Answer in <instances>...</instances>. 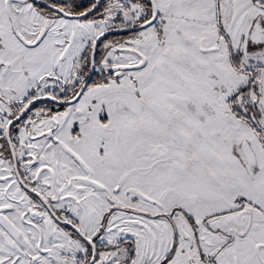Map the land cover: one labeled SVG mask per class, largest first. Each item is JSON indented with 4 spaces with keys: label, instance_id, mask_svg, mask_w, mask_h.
Listing matches in <instances>:
<instances>
[{
    "label": "rangeland",
    "instance_id": "obj_1",
    "mask_svg": "<svg viewBox=\"0 0 264 264\" xmlns=\"http://www.w3.org/2000/svg\"><path fill=\"white\" fill-rule=\"evenodd\" d=\"M154 2L152 24L102 42L95 70L108 83L17 121L18 167L98 247L93 264H260L264 0ZM152 12L150 0H100L96 14L67 18L0 0V264L90 259L91 246L17 183L5 128L35 97H73L94 39ZM240 89L233 106L258 134L231 111Z\"/></svg>",
    "mask_w": 264,
    "mask_h": 264
},
{
    "label": "water",
    "instance_id": "obj_2",
    "mask_svg": "<svg viewBox=\"0 0 264 264\" xmlns=\"http://www.w3.org/2000/svg\"><path fill=\"white\" fill-rule=\"evenodd\" d=\"M32 2L41 5L45 8H48L52 11L57 12L58 14L65 16L67 18H83L85 16H87L88 14L92 13L93 11H95L99 5H100V0H95V3L88 9H86L83 12L80 13H69L66 12L65 10H63L62 8L53 5L47 1L44 0H31ZM150 4H151V8H152V15L151 17L140 23L139 25L136 26H128V27H121V28H114V29H108L102 33H100L93 41L91 48H90V55H89V69L87 72V75L85 76L84 80L82 81V83L80 84V86L78 87L75 95L69 99L66 100H58L50 95H43V96H38L35 97L33 99H31L25 106L24 108L21 110V112L15 117L12 118L6 125L5 128V138L6 141L8 143L9 149H10V153H11V158H12V162H13V168H14V172L20 182V184L22 185V187H24L25 189H27L28 191H30L32 194H34L35 196H37L41 202L46 206V208L50 211V213L52 214V216L58 221L60 222L62 225L70 228L72 231H74L79 237H81L85 242H87L88 244L91 245L92 247V255L90 257V259L85 263V264H92L96 258L97 255V247L96 245L93 243L92 240H90L89 238H87L76 226H74L71 223H68L66 221H62L60 220L55 213L52 211L51 207L48 205V203L46 202V200L36 191L32 190L31 188L27 187L25 185V183L21 180L18 169H17V164H16V156L14 153V150L12 148V144H11V140H10V128L11 126L17 122L18 120H20L30 109L31 107L35 104V103H39V102H51L54 103L57 106H65V105H70L72 103H74L75 101L78 100V98L81 96L82 92L84 91V89L86 88V86L89 84L93 72H94V67H95V54H96V49L98 44L102 41L103 38H105L108 35L111 34H117V33H123V32H131L134 30H140L150 24H152L157 17V10H156V5L154 0H150Z\"/></svg>",
    "mask_w": 264,
    "mask_h": 264
},
{
    "label": "trees",
    "instance_id": "obj_3",
    "mask_svg": "<svg viewBox=\"0 0 264 264\" xmlns=\"http://www.w3.org/2000/svg\"><path fill=\"white\" fill-rule=\"evenodd\" d=\"M46 1H48L49 3H51V4H53V5H56V6L60 7V8H62L63 10H65L66 12H69V13H79V12H82V11L88 9L89 7H91V6L93 5V3L95 2V1H93V0H84V2H83V1H80V2L78 1V2H77V0H76V3H73V4L70 6V9H68V8H64V7L59 6L58 3L55 2L54 0H46ZM34 4H35V5H38V4H36V3H34ZM38 6H41V5H38ZM41 7H43V6H41ZM98 9H99V7H98L95 11H93L92 13L88 14V15L85 16V17H90V16H92L93 14H96L97 11H98ZM128 34H129L128 32H123V33L111 34V35H108V36H106L105 38H103L102 41L98 44L97 49H96V54H95V64L97 65L99 59L104 55V52L101 51V44H102V42H103L104 40H106V39H108V38H110V37H119V38L122 37V38H124V37L127 36ZM89 55H90V53H89ZM230 61H231V64H232L233 68L236 69V70H239V68H238V64H237L236 60L234 59V56L232 55V53H231V55H230ZM88 65H89V58H88ZM109 81H110V78L107 77L106 74H105L104 72L96 71V70H95V67H94V72H93L92 78H91V80H90V82H89L88 85H90V84H99V83H108ZM79 85H80V83H79ZM79 85L76 87V91H77ZM241 89L243 90V88H241ZM241 89L238 90L237 92L233 93V95L231 96V100H230V108H231V111H232V113H233L237 118H239V119H243L244 121H246V123H247L251 128H254L256 131H258V130L256 129V127H255V126H254V125H253V124L247 119V117H243V116L241 115V113L239 112V110L235 109V107L233 106V100H234L235 96L237 95V93H239V92L241 91ZM40 103H43V102L35 103V104L31 107V109H33L36 105H38V104H40ZM49 103H51V102H49ZM51 104H52V109H51V111H55V110H57L58 108H63V106H57V105H55L54 103H51ZM258 133H259V131H258Z\"/></svg>",
    "mask_w": 264,
    "mask_h": 264
},
{
    "label": "flooded vegetation",
    "instance_id": "obj_4",
    "mask_svg": "<svg viewBox=\"0 0 264 264\" xmlns=\"http://www.w3.org/2000/svg\"><path fill=\"white\" fill-rule=\"evenodd\" d=\"M31 3H33L34 4V2H32L31 1ZM31 110V109H30ZM28 113V112H27ZM26 113V114H27ZM25 114V115H26ZM18 115V114H17ZM16 115V116H17ZM16 116H13L12 118H15ZM11 118V119H12ZM24 118V116L22 117V119ZM10 119V120H11ZM9 120V121H10ZM8 121V122H9ZM19 122V121H18ZM18 122H15L12 126H11V128H10V132H11V129H13V127L18 123ZM254 129V128H253ZM254 131L258 134V131H256L255 129H254ZM9 136H10V133H9ZM258 139L260 140V143L262 144V146L264 147V143L262 142V139L258 136ZM5 141H6V138H5ZM15 153V152H14ZM11 154V153H10ZM15 156H16V154H15ZM10 160H11V163H12V165H13V162H12V158H11V155H10ZM34 161V160H33ZM16 164H17V169H18V172H19V175H20V178H21V180L25 183V185L27 186V187H29V188H31L30 187V185H28L27 184V182H25V179L23 178V174L21 173V171H20V169H19V167H18V159L16 158ZM13 174H14V177H15V179H16V181H17V183L22 187V185L20 184V182H19V180H18V178H17V176H16V174H15V172H14V168H13ZM23 189H24V191L27 193V194H30V195H32L33 197H36V199H38L39 201H41L37 196H35L34 194H32L30 191H28L27 189H25L24 187H22ZM32 189V188H31ZM33 190V189H32ZM35 191V190H34ZM47 202V201H46ZM48 203V205L51 207V209H52V211L55 213V215L60 219V220H62V221H66V222H68V223H71V222H69V221H67V220H65V219H63L60 215H59V213L58 212H56L53 208H52V206L50 205V203L49 202H47ZM44 208L46 209V211H47V213L49 214V216L58 224V225H60L61 227H64V228H68V227H66V226H64V225H62L60 222H58L53 216H52V214L50 213V211L46 208V206L44 205ZM238 208H240V207H236L235 209H233V210H237ZM233 210H230V211H233ZM71 224H73V223H71ZM205 224H207V222H205ZM74 226H76L75 224H73ZM77 227V226H76ZM94 243V242H93ZM90 245V244H89ZM91 246V245H90ZM97 247V246H96ZM92 248V247H91ZM261 248H264V243H258V245H257V247L255 248V250H254V255H255V257H256V259H258V261L260 262V264H264V257L262 256V254H261V252H260V249ZM97 250H98V247H97ZM98 252V251H97ZM92 255V254H91ZM96 258H97V255H96ZM96 258H95V260H94V262L96 261ZM93 262V263H94ZM92 263V264H93Z\"/></svg>",
    "mask_w": 264,
    "mask_h": 264
}]
</instances>
